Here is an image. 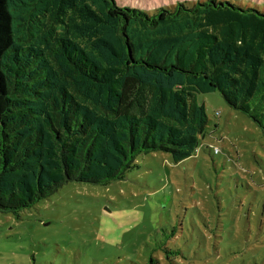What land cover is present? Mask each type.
Here are the masks:
<instances>
[{"label":"trees","instance_id":"16d2710c","mask_svg":"<svg viewBox=\"0 0 264 264\" xmlns=\"http://www.w3.org/2000/svg\"><path fill=\"white\" fill-rule=\"evenodd\" d=\"M239 2L0 0V213L123 180L142 155L193 157L201 95L264 135V10Z\"/></svg>","mask_w":264,"mask_h":264},{"label":"rangeland","instance_id":"374dc122","mask_svg":"<svg viewBox=\"0 0 264 264\" xmlns=\"http://www.w3.org/2000/svg\"><path fill=\"white\" fill-rule=\"evenodd\" d=\"M177 1L117 0L151 13ZM199 101L209 123L193 157L142 155L123 180L0 213V264H264L263 132L220 93Z\"/></svg>","mask_w":264,"mask_h":264},{"label":"built area","instance_id":"2783aa9c","mask_svg":"<svg viewBox=\"0 0 264 264\" xmlns=\"http://www.w3.org/2000/svg\"><path fill=\"white\" fill-rule=\"evenodd\" d=\"M216 153H218V150L216 151Z\"/></svg>","mask_w":264,"mask_h":264}]
</instances>
